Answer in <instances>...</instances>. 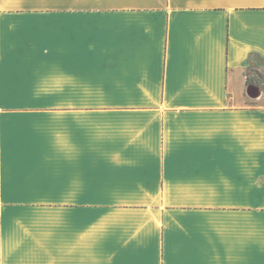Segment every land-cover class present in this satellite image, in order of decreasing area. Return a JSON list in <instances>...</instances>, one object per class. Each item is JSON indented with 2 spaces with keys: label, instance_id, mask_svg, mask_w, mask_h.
I'll return each mask as SVG.
<instances>
[{
  "label": "crops",
  "instance_id": "crops-1",
  "mask_svg": "<svg viewBox=\"0 0 264 264\" xmlns=\"http://www.w3.org/2000/svg\"><path fill=\"white\" fill-rule=\"evenodd\" d=\"M251 55L264 0H0V264H264Z\"/></svg>",
  "mask_w": 264,
  "mask_h": 264
},
{
  "label": "rangeland",
  "instance_id": "rangeland-1",
  "mask_svg": "<svg viewBox=\"0 0 264 264\" xmlns=\"http://www.w3.org/2000/svg\"><path fill=\"white\" fill-rule=\"evenodd\" d=\"M264 64V60L261 59V58H258L256 55H251L249 58H248V67L249 69H256L257 67L261 66ZM259 80L261 81H264V75H262V78H258L257 74L256 73H253V72H250V81L253 82V84H255L254 82H259ZM262 81L259 82L262 84ZM263 85V84H262ZM262 88V87H261ZM263 89V88H262ZM264 91V89H263ZM247 102H250V103H254L255 101H247ZM258 104L260 105H263L264 106V93L263 95L261 96L260 99H258L256 101Z\"/></svg>",
  "mask_w": 264,
  "mask_h": 264
},
{
  "label": "trees",
  "instance_id": "trees-1",
  "mask_svg": "<svg viewBox=\"0 0 264 264\" xmlns=\"http://www.w3.org/2000/svg\"><path fill=\"white\" fill-rule=\"evenodd\" d=\"M257 57L258 58H261V57H259L258 55H257ZM250 72H253V73H256L257 74V76H258V78H262V73H260L259 71H258V69L256 68V69H248V71H247V78H246V83H249V82H251L250 81ZM262 81V80H261ZM260 80H259V82H261ZM258 81L257 82H254V83H256L258 86H260V87H262L263 89H264V81H262V84L261 83H259Z\"/></svg>",
  "mask_w": 264,
  "mask_h": 264
},
{
  "label": "bare ground",
  "instance_id": "bare-ground-1",
  "mask_svg": "<svg viewBox=\"0 0 264 264\" xmlns=\"http://www.w3.org/2000/svg\"><path fill=\"white\" fill-rule=\"evenodd\" d=\"M253 88V87H252ZM255 89H257V88H253V90H255ZM258 91V90H257Z\"/></svg>",
  "mask_w": 264,
  "mask_h": 264
}]
</instances>
